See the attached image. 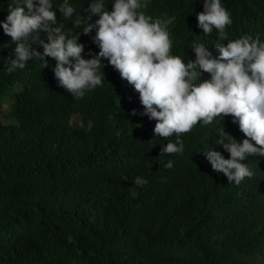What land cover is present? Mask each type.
Wrapping results in <instances>:
<instances>
[{"label": "trees", "instance_id": "obj_1", "mask_svg": "<svg viewBox=\"0 0 264 264\" xmlns=\"http://www.w3.org/2000/svg\"><path fill=\"white\" fill-rule=\"evenodd\" d=\"M70 2L81 12L88 0ZM222 4L228 39H264V0ZM11 5L0 0V22ZM143 11L170 21L172 54L186 60L196 36L214 56L227 42L196 27L203 0H147ZM10 39L0 29V264H264V161L250 157L254 175L236 185L203 156L209 146L229 158L216 144L222 129L245 138L230 115L182 134V154L160 155L176 137L155 136L131 85L105 78L77 100L56 80L53 58L8 73Z\"/></svg>", "mask_w": 264, "mask_h": 264}, {"label": "clouds", "instance_id": "obj_2", "mask_svg": "<svg viewBox=\"0 0 264 264\" xmlns=\"http://www.w3.org/2000/svg\"><path fill=\"white\" fill-rule=\"evenodd\" d=\"M106 2L88 0L87 6L77 12L70 0H62L58 7L53 0H12L5 20L0 22V29L11 38L2 47L15 45L12 58L4 60L6 71L24 69L31 60L46 67L45 57L53 58L56 80L77 100L102 86L105 78L124 86L127 82L139 94L143 108L139 114L156 121L155 136L176 137L175 142H168L160 150V155L182 154V134L191 132L198 123L206 126L215 118L222 120L230 115L245 138L238 142L222 129L216 144L229 158L209 146L203 156L228 182L239 185L252 177L254 173L246 161L250 157L264 161L261 34L228 39L231 13L222 0H203V11L196 14V27L205 35L215 29L219 40L227 42L215 44L214 56L196 36L186 60L183 55L172 54L170 21L154 19L143 11L147 0H112L110 12ZM57 11L65 20H71L69 26L59 22ZM93 16L98 17L94 23L90 22ZM41 33L46 39H41ZM132 114L137 113L133 110ZM173 166L171 159L164 164L167 169ZM134 183L143 186L147 180L137 176Z\"/></svg>", "mask_w": 264, "mask_h": 264}, {"label": "rangeland", "instance_id": "obj_3", "mask_svg": "<svg viewBox=\"0 0 264 264\" xmlns=\"http://www.w3.org/2000/svg\"><path fill=\"white\" fill-rule=\"evenodd\" d=\"M7 108V105H3V109H6Z\"/></svg>", "mask_w": 264, "mask_h": 264}]
</instances>
